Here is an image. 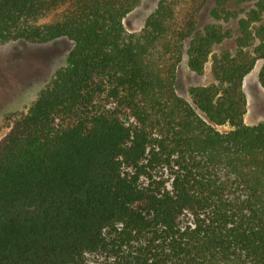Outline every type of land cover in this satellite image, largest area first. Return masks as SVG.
<instances>
[{
    "label": "trees",
    "instance_id": "obj_1",
    "mask_svg": "<svg viewBox=\"0 0 264 264\" xmlns=\"http://www.w3.org/2000/svg\"><path fill=\"white\" fill-rule=\"evenodd\" d=\"M214 1L238 19L234 52L214 53L232 33L198 28L199 0H160L139 31L124 19L141 0H0V45L73 42L0 140V264H264V120L245 122L243 85L262 60L264 88V1ZM187 39L214 79L192 102Z\"/></svg>",
    "mask_w": 264,
    "mask_h": 264
},
{
    "label": "rangeland",
    "instance_id": "obj_2",
    "mask_svg": "<svg viewBox=\"0 0 264 264\" xmlns=\"http://www.w3.org/2000/svg\"><path fill=\"white\" fill-rule=\"evenodd\" d=\"M203 2L197 21V27L202 29L209 23L222 24L230 29L232 36L217 44L214 53L224 50L235 51V39L238 35L237 18L225 21L215 19L210 10L216 6L214 0H199ZM257 1L264 0H230L227 8L237 11L244 16L246 11L256 7ZM160 0H141V2L127 14L124 24L129 31H139L143 28L148 15L158 6ZM189 3L184 4L182 14L189 18L191 11ZM264 24V14L263 20ZM259 25V23H257ZM190 39L184 43L183 58L178 64L176 90L178 94L192 102L190 88L197 85H207L213 82L212 57L206 63L203 73H196L188 66L187 48ZM73 47V42L62 37L45 43H33L24 40L10 41L0 45V140L9 132L16 114L27 111L45 88L55 77L57 72L66 66L67 57ZM258 60L254 68L244 79V90L247 96V111L245 122L257 124L264 120V88L259 83L258 73L262 65ZM202 116L204 114L200 112ZM223 132L232 127L226 123L217 125Z\"/></svg>",
    "mask_w": 264,
    "mask_h": 264
}]
</instances>
